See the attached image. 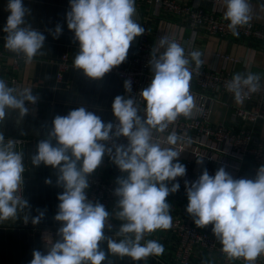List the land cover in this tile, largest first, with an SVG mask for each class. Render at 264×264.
I'll use <instances>...</instances> for the list:
<instances>
[{
	"label": "clouds",
	"instance_id": "obj_1",
	"mask_svg": "<svg viewBox=\"0 0 264 264\" xmlns=\"http://www.w3.org/2000/svg\"><path fill=\"white\" fill-rule=\"evenodd\" d=\"M136 0H69L66 13L67 27L74 32L79 51L73 59L74 69L84 77L102 81L107 74L126 62L135 39L145 33L135 19ZM224 19L230 21L229 30L238 35V28L251 19L248 0H223ZM3 32L5 49L22 55L27 63L45 47L46 36L32 27L26 17L31 9L23 0H8ZM58 39L63 32L61 24L55 31ZM160 48L164 51L157 57ZM191 61L198 71L203 64L202 53L192 51ZM152 76L150 84L139 92L146 101L144 115L139 114L136 98L131 95L132 80L124 81L128 96L117 95L112 102L113 120L105 122L100 115L86 107L57 114L51 129L40 139L31 156L34 167L56 170L55 183L62 188L58 194L59 222L54 243L46 253L33 251L30 264H102L108 253L121 258L141 261L150 255H162L164 246L155 240H144L146 234L172 227L167 202L170 194L180 190L178 177L186 176V166L179 162L181 155L174 147L184 138L176 132L166 139H154V132L164 133L179 116L191 118L199 111L195 96L190 92L192 71L185 49L167 35L152 49ZM259 74L237 73L226 83L235 101H243L260 90ZM39 95L30 88L9 87L0 79V122L10 111L19 113V126L29 114L27 104L36 105ZM22 135L24 133H21ZM127 143H121V138ZM189 143L191 141H188ZM17 139L0 132V222L31 219L37 225L45 217V210L31 217V205L22 195L25 184L24 155L16 151ZM115 164L123 174L116 179L114 195L118 198L116 217L123 223L115 236H107L112 229L110 213L98 200L89 199V178L103 164L104 158ZM203 165L204 159L198 158ZM45 183L51 185L52 178ZM188 204L186 212L198 228L212 226V233L221 243L227 259L244 258L253 264L264 253V164L254 178H235L224 166L215 175L207 168L195 181H184ZM116 237H120L117 239ZM44 239H46L44 237ZM106 242L108 252L101 244Z\"/></svg>",
	"mask_w": 264,
	"mask_h": 264
},
{
	"label": "crops",
	"instance_id": "obj_2",
	"mask_svg": "<svg viewBox=\"0 0 264 264\" xmlns=\"http://www.w3.org/2000/svg\"><path fill=\"white\" fill-rule=\"evenodd\" d=\"M191 3H198L207 9H213L215 0H189ZM252 13V21L261 23L264 21V3L256 0H248ZM8 0H0V79L10 85L13 78L17 79L16 88H30L32 93L40 96V103L37 107L29 109V114L18 126L16 121L19 113L10 111L4 122H0V132L7 138H21L24 143L21 152L24 155L25 184L23 197L31 205V217L37 216V209L45 210V217L37 225L24 223L23 214L18 220L9 219L0 222V264H30L33 259V251L40 250L44 253L57 238L56 233L59 222L54 216L58 211V194L63 189L55 183L56 170L44 166L34 167L31 164V156L35 152L36 144L43 139L45 134L51 129V121L55 115H66L70 110L79 107H86L89 111L96 112L107 122L114 119L112 113V102L114 97L122 95L124 82L116 72V68L102 81H94L84 77L78 70L74 69L73 59L79 51L78 42L74 41V32L67 27L66 13L70 10L69 0H23L26 7L31 9V15L26 17L33 28L40 30L45 36V47L41 49L43 55H36L31 63H27L22 55H17L4 47V37L6 33L3 28L6 25L7 17L10 15L6 11ZM136 14L134 19L151 35V41L159 47L156 34L160 32L173 33L174 35H184L188 37L191 30L181 29V21L178 17L169 15L159 6L140 5L135 2ZM223 13L226 5H223ZM57 24H61L63 32L58 39L53 38L49 29L53 32ZM139 37L132 43L129 55L125 63L128 64L135 53L136 44ZM193 51L202 53L201 60L208 65L216 62L214 52H226L231 55H240L241 63L238 64L237 71L245 73L251 72L260 74L264 65V46L258 40L234 39L227 42L223 39H214L206 34L200 33L197 36ZM64 53H68L71 66L64 72L62 81L57 80L58 61ZM17 61V65L15 63ZM117 67V68H119ZM220 120V119H219ZM21 133H24L23 135ZM256 133L264 138V123L260 122L256 126ZM98 175L116 182L117 177L123 175L118 167L109 158L96 170ZM47 178H52L53 183H45ZM167 202L172 205L170 211L185 218H192L186 212V200L183 198H167ZM110 211L109 220L112 229H105L107 236H115L123 223L116 217V212ZM50 229L53 234L51 241L47 242L42 237L41 231ZM204 229L212 232V226ZM120 239V237H116ZM166 243L171 261L175 254L174 243ZM101 247L108 252L107 243ZM102 264H172L168 259H162L155 255L139 262L133 261L130 257L121 258L118 255L108 253L107 259ZM194 264H221L216 253L203 252L197 254Z\"/></svg>",
	"mask_w": 264,
	"mask_h": 264
},
{
	"label": "built area",
	"instance_id": "obj_3",
	"mask_svg": "<svg viewBox=\"0 0 264 264\" xmlns=\"http://www.w3.org/2000/svg\"><path fill=\"white\" fill-rule=\"evenodd\" d=\"M256 1L264 3V0ZM137 3L159 6L169 15L180 19L182 30L186 28L191 30L188 37L165 32L156 34L158 41L167 35L185 49L192 71L190 92L195 96L199 109V111H194L191 118L179 116L164 133L154 132L153 134L154 139H166L174 131L178 136L184 138L175 146L162 144V147H174L180 151L179 162L186 166V176L177 178L180 183V190L170 194L169 197L172 199L182 197L188 204L184 181H195L202 174L204 168H207L209 174L213 176L219 167L224 166L235 178H254L259 166L264 164V138L256 133L257 124L264 123V65H262V72L259 74L261 76L260 90L251 93L242 104H238L235 101L234 93L229 92L225 85L232 80L235 74L246 75L249 73L237 71L238 64L242 62V57L217 51L214 52L215 64L211 66L203 62L197 71L195 62L191 61L189 54L193 51L197 36L200 33L227 42L241 38L251 41L258 40L264 46V21L257 23L250 20L248 24L238 28V35H233L228 28L230 21L224 19L223 0H215L217 6L213 9H207L198 3H191L189 0H137ZM155 48L158 47L151 41L149 30L145 29V33L139 36L135 53L128 64L115 69L123 82L126 79L132 80L133 91L131 95L136 98L141 116L145 114L146 101L139 95V92L150 84L154 75L151 55L152 49ZM163 51L164 49L160 48L155 55L158 57ZM15 66H18L17 61ZM70 66V57L68 53H64L58 61V81H62L64 72ZM16 84L17 79L13 78L8 86L15 87ZM33 94L36 95L37 93ZM122 95L128 96L129 94L124 90ZM39 103L40 99L36 105L27 104L26 106L32 109L37 107ZM218 105L227 107L230 109V113L224 119L215 122L213 117ZM5 139L7 142L9 138L5 137ZM11 139L18 140L16 151L21 152L24 139ZM120 142L127 143V139L122 137ZM106 158L108 157L105 156L104 160ZM198 158L204 159L203 165L197 164ZM89 183L90 188L87 190L89 199L98 200L105 205L109 212L119 210L116 207L118 198L114 195V189L117 186L115 181L94 173L89 178ZM170 215L173 222L171 229H157L146 234L144 240L141 241L143 244L147 240H155L162 244L164 253L157 257L168 259L172 264H194L197 254L213 252L219 256L221 264H248L244 258L227 259L226 254L221 251L222 245L215 235L208 229L198 228L192 218H185L172 211H170ZM41 234L47 242L51 241L53 232L50 229H43ZM171 240L174 243L173 251L175 252L172 261L166 247V243H170ZM253 264H264V253Z\"/></svg>",
	"mask_w": 264,
	"mask_h": 264
},
{
	"label": "rangeland",
	"instance_id": "obj_4",
	"mask_svg": "<svg viewBox=\"0 0 264 264\" xmlns=\"http://www.w3.org/2000/svg\"><path fill=\"white\" fill-rule=\"evenodd\" d=\"M230 113V109L227 107H222V106H217L215 110V115L213 117V120L216 122L219 119L222 120L224 119L228 114ZM182 198V197H180Z\"/></svg>",
	"mask_w": 264,
	"mask_h": 264
}]
</instances>
